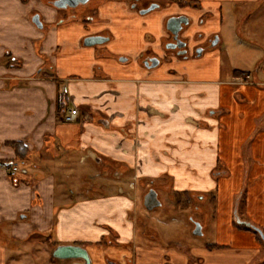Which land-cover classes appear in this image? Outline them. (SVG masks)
<instances>
[{"label":"crops","instance_id":"obj_1","mask_svg":"<svg viewBox=\"0 0 264 264\" xmlns=\"http://www.w3.org/2000/svg\"><path fill=\"white\" fill-rule=\"evenodd\" d=\"M202 1L199 17H211L186 35H219L224 27L235 47H243L233 11L255 0ZM28 11L20 0H0V162H24L15 177L0 169V264H7L6 250L28 243L82 245L95 264H264V242L233 219L241 213L240 221L264 235L261 67L222 75L218 63L191 67L159 53V64L148 69L141 51L151 45L143 35L154 34L155 26L122 33L120 44L133 51L111 43L118 56H97L79 47L80 25L45 35L28 21ZM8 14L18 19L9 22ZM70 108L86 121L63 123ZM10 143L26 149L24 160ZM95 165L103 174L90 173ZM111 169L119 181L165 178L168 192L171 185L184 197L212 194L216 248L132 243L137 227H147L135 214V198L112 182L83 191L76 186Z\"/></svg>","mask_w":264,"mask_h":264},{"label":"rangeland","instance_id":"obj_2","mask_svg":"<svg viewBox=\"0 0 264 264\" xmlns=\"http://www.w3.org/2000/svg\"><path fill=\"white\" fill-rule=\"evenodd\" d=\"M10 1L14 2L15 0ZM226 8L227 6H224V10ZM233 14L236 15L234 29L235 31L237 30L239 36H243L244 46L241 48L235 47L232 43V33L224 27L219 35L214 33L207 35L203 32L201 33L203 35L201 42L196 38L187 39L189 51L186 60L191 67H209L218 63L222 75H230L233 69L252 74L257 66L263 68L264 58L261 52L264 51V22L261 23L258 19L264 21V0L240 4L233 11ZM248 14L250 15L249 19L247 17ZM242 18H244L245 22H241ZM6 19L9 22H14L18 19V16L17 14H8ZM225 21L226 15L224 14ZM218 38L221 39L220 43H218ZM202 48L204 49L202 55L195 57L196 51L202 50ZM260 61H263V64L260 65ZM261 68L258 70L257 76L260 81H264V69ZM94 167L95 170L90 173L93 174L95 171L103 174L101 165H95ZM113 172L114 169H111L109 176H104V178L102 176L100 179L91 178L87 180L85 177L83 179L80 178V182L76 181V186L79 190L83 191L86 187L90 185L92 187L96 183L112 182L116 187H120L123 191L128 192L133 199L135 198V214L141 218L142 222L146 223L147 227H137L136 237L133 238L132 243H136L139 246L152 244L160 247L176 248L178 245H183L189 248L196 246L206 249L208 245L215 243L216 219H214L212 194H209L208 197L206 196L205 200L199 199L198 196L191 195L190 193L184 197L183 194L174 193L175 189L171 185L168 192V180L165 178H155L149 181L146 179L135 181L127 178L119 181L111 178ZM69 176L72 175L69 173ZM131 182L135 187L129 185ZM149 190L155 191L160 204V206L151 211L146 210L143 205V197ZM238 205L240 206L239 203ZM240 216L241 220L245 219L241 213ZM233 219L234 221L237 220L235 217ZM195 224L201 226L202 236H194L192 234ZM143 229L146 233L145 236L141 234ZM151 236H155L156 239L154 241L151 240ZM55 246L54 243L48 245L43 243L42 245L28 243L18 251L8 249L6 250L7 264H69L67 260H52L51 254ZM66 246L74 247L77 244ZM15 251H17L16 253L19 254V257L12 262L11 258ZM88 256L90 263L95 264L93 257L89 253ZM105 262L106 264H112L113 261L107 259Z\"/></svg>","mask_w":264,"mask_h":264},{"label":"flooded vegetation","instance_id":"obj_3","mask_svg":"<svg viewBox=\"0 0 264 264\" xmlns=\"http://www.w3.org/2000/svg\"><path fill=\"white\" fill-rule=\"evenodd\" d=\"M20 2L29 10L27 19L31 25L45 35L60 27L80 25L83 35L79 39V47L92 49L97 56H118L108 48L111 43H114L117 49L133 51L132 48L120 44L119 38L124 37L122 33L131 32L136 25L155 26L154 34L149 31L143 35L145 42L151 45L141 51L144 66L146 63L150 65L151 60L158 61L159 53L166 56L173 54L186 59L189 51L187 39L196 38L201 42L203 38L200 32L186 35L190 32V27L201 26L204 20L211 17L209 12L199 17L202 0H20ZM121 23H129L130 27L122 30L119 27ZM59 50L60 47H57L54 51ZM203 50L202 48L196 51L195 57H200ZM77 246L84 248L82 245ZM52 260L57 259L52 257ZM67 261L69 264L83 263L82 260Z\"/></svg>","mask_w":264,"mask_h":264},{"label":"water","instance_id":"obj_4","mask_svg":"<svg viewBox=\"0 0 264 264\" xmlns=\"http://www.w3.org/2000/svg\"><path fill=\"white\" fill-rule=\"evenodd\" d=\"M179 28L180 27L178 26L177 30H179ZM150 62H151L150 65H148L147 63L145 64V67L148 69H153L158 65V61L155 59L151 60ZM143 205L145 209L148 211H151L152 209L160 206L155 191L150 190L147 194L144 195ZM236 223L243 226H249L248 223L240 220H237ZM257 231L260 235V238L264 242V235L262 234L261 231L259 230ZM192 234L194 236H202L201 226L195 224ZM52 257L57 260H82L83 263H79V264H91L87 251L79 246H74V247L66 246V245L57 246L52 251Z\"/></svg>","mask_w":264,"mask_h":264},{"label":"built area","instance_id":"obj_5","mask_svg":"<svg viewBox=\"0 0 264 264\" xmlns=\"http://www.w3.org/2000/svg\"><path fill=\"white\" fill-rule=\"evenodd\" d=\"M64 93V87H62ZM87 119V116L79 113L78 109L70 108L67 113L62 117L63 123H83ZM24 165L23 161L18 162H0V169L4 170L10 177H15L19 172L21 166Z\"/></svg>","mask_w":264,"mask_h":264},{"label":"trees","instance_id":"obj_6","mask_svg":"<svg viewBox=\"0 0 264 264\" xmlns=\"http://www.w3.org/2000/svg\"><path fill=\"white\" fill-rule=\"evenodd\" d=\"M10 146H11V148H13V150L15 151V154H16V156H17V158H18V160H24L25 159V157H26V155H27V151H26V149L23 147V146H21L20 144H15V143H10L9 144ZM214 174L215 175H217V174H219L217 171H215L214 172ZM239 199H238V203H239V201L242 199V193H241V195L238 197ZM240 203H241V201H240ZM235 218H238L239 220H241L239 217H237V216H235ZM234 226L237 228V229H241V230H245V231H249V232H251V233H253L254 235H255V237L257 238V240L259 241V242H262V239L260 238V235H259V233H258V231L257 230H259V229H257V228H254V227H252V226H243V225H239V224H237L236 222H234ZM260 231V230H259ZM56 247V246H55ZM54 247V248H55ZM208 248L209 249H212V248H216V246H213V245H208Z\"/></svg>","mask_w":264,"mask_h":264}]
</instances>
